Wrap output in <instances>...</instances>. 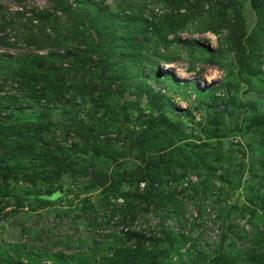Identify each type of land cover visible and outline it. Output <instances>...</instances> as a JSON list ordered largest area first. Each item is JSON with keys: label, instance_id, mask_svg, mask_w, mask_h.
I'll list each match as a JSON object with an SVG mask.
<instances>
[{"label": "rangeland", "instance_id": "1", "mask_svg": "<svg viewBox=\"0 0 264 264\" xmlns=\"http://www.w3.org/2000/svg\"><path fill=\"white\" fill-rule=\"evenodd\" d=\"M68 2L72 5V9L75 5L86 7L89 3L94 2L93 10L90 11L92 17L99 10L108 15H122L123 23L127 28L131 29L133 24L138 26L140 31L135 30L138 32L125 33L121 30V33L115 34L119 38L126 36L125 40L129 41L128 43L138 40L145 47L141 53V60L137 61L138 65L145 57L144 66L139 65L138 67L140 68V80L133 85L146 86L142 87L144 91L138 108L124 110H121V105L127 106L137 100L136 94H130L129 90H123V94L118 93V95L115 92L108 97L105 92L85 97H83L85 92L82 93L83 95L76 93V87L79 85H113L111 91L114 92L118 89V85H127L128 82L124 83V80L132 76L133 68L130 67L128 71L124 70L122 73V62L120 60L116 62L109 54V57L105 56V50L98 47L102 41L110 43L113 37L89 27L86 28L85 37L94 41L93 51L89 53L92 55L91 61H105L106 69H111L113 72L98 68L94 73V81L89 83L82 81L85 77L81 75L82 72L68 74L69 71L67 72L65 69L69 61L66 60L65 55L69 53L70 46L63 43L64 46L59 48V56L62 57L59 60V66L64 70L60 73L59 82L54 84L61 86L60 91L64 95L59 100L60 104L55 108H50L44 121L0 123V152L9 155L12 151L17 152L19 149L28 148L33 153V158L28 156V153L21 154L20 157L14 158L9 166L13 170L24 171L23 174L17 173L16 176L26 175L33 181L19 184L16 188L13 179L0 177V191H5L4 189H7L8 186L9 191L17 195L19 189H21L20 194L44 195L56 191L62 193L52 202L45 200L36 204L37 208L43 207L39 227H44L43 232L46 231V227H50L51 230L42 236L39 235L41 242H35L34 245L37 247L49 246L52 253L63 251L65 254H70L71 251L50 245L56 241H65L67 237L71 236L74 241L75 238L80 237L75 235L76 233L86 230L94 233L90 228L87 229V226L80 225L74 229L65 219H62L61 223L59 218H54L55 211H66L69 207H77L79 201L83 199L96 201L100 192L96 189L90 193L77 195L75 192L81 191L89 183L87 180L72 182L70 173L59 176L58 172L53 170L54 166L56 167V164L59 163V158L62 160L68 158V161L74 163L75 166L71 168L74 171L80 172L79 168L87 167L89 171H96L98 174L107 175L112 179L115 178V170L118 173L119 166H121L120 171L125 172L128 168L141 165L143 156L138 152L140 143L128 140L126 137L133 132L142 131L141 124L149 119V110L159 109V107L163 110L165 109L163 104L166 102L171 104L172 111L165 116L171 120L172 125L179 128V135L186 146L183 151L185 153L180 158H176L178 161L175 166L180 164L178 169H181L180 166L186 159L193 163L196 156H200L202 161L216 165L217 163L212 158L205 157L204 148L201 145L202 143L216 145L217 141H222L221 151L227 155L225 158L227 162L222 168L235 174L240 180V185L237 190H228V186L224 187L221 196H224L228 207L238 208L237 211L232 212L230 219L238 225L241 233H247V237L253 238L252 241L256 239L255 244L261 243L259 245L261 249L251 257V264H264V209L260 208L261 204L264 206V164L262 158L264 155V146L262 145L264 142V60L262 59L264 48L263 51H259L260 47L258 46L255 52V55L261 58L263 63L258 68H239L240 62L236 56L237 50H239L238 43L241 44L240 47H245L243 45H246L247 40H252L257 34H261L258 30L264 29V0H226L225 5L223 3V17L227 21L228 28L216 29L215 32L206 28L208 22L213 21L210 18H215L212 14L207 17L206 10L190 13L186 11L187 6L184 2L175 5L166 0H68ZM0 7L3 10L2 13H7L8 10H21L20 8L33 9L36 13H52L55 10L51 0H23L22 2L0 0ZM207 7L205 6L204 9ZM174 9H179V11L173 14ZM57 15L59 16V14ZM170 15H177V17ZM181 15L183 17L179 18ZM165 17L166 20H164ZM70 31H73L72 27ZM165 34H167L166 41L171 45L164 49L162 45L159 46L161 44L159 39ZM225 35L230 37L227 41L224 39ZM76 38L81 39L80 37ZM134 44L135 42L132 43V46ZM72 45L77 46L79 43ZM78 49L79 51L76 52L79 54L87 51L85 46ZM18 51V49H0L1 53L15 54ZM30 54L34 55V59L39 62L41 60L39 55L44 56L46 52L32 50ZM164 59H169V61H164ZM165 76H170V79H166ZM49 85H53V83ZM219 85H225L230 90L226 93L234 100L231 102L221 101L215 109H208V99L199 94L198 90L211 91ZM97 88L100 87H91V89ZM147 90L151 92L148 97ZM221 91H214L215 97L226 99L227 94ZM149 97L152 99L149 100ZM66 101H68L67 104ZM30 106L38 109V106ZM26 107L25 104H21L14 109H26ZM139 108L143 111L142 113L137 111ZM89 110L90 115L88 114ZM12 116L16 117L17 114H12ZM153 117L155 121L161 120V114H157V111ZM74 121L81 122L82 128L78 129L72 126ZM215 129H220V134L224 138L222 140L214 138L209 141L207 135H211ZM154 131L159 136H155L157 139H154L148 147L150 151L152 147L155 157H161L162 160L168 161L165 155L170 152L178 153L180 147L176 142L178 137L172 136L173 130H168L167 127H159ZM25 139H30L31 146L22 143ZM105 139H111V142L106 144ZM32 147L35 148L32 149ZM113 151H117L118 154H114ZM230 152L232 155L228 156ZM121 153L124 156H120ZM155 157L150 161L153 162ZM199 166V175L211 180L214 168H209L210 171L205 172L201 169L202 165ZM171 174L173 171H169V174L167 171L161 174L157 173L156 178L168 181L171 179ZM180 174H185V178L192 182H196L198 177L191 175L188 171L175 173V175ZM215 175L217 177L226 176L222 171L216 172ZM133 178L136 180L135 176ZM129 186L133 187L132 184ZM123 187L127 188L128 186L124 185ZM137 187L142 189L143 183ZM217 187H221L219 182ZM68 190L74 192L66 193ZM30 201L32 202V200ZM30 201L21 203L27 206L33 205ZM12 205L10 204L9 208L0 205V209L4 208V213H9L13 208ZM247 207L261 211L262 217L255 215L252 224H249L247 220H251V212L243 211ZM206 211L207 214L202 213L205 221L203 227L195 226L193 228L195 236H199L203 230L210 231L211 221L208 219L210 211ZM186 212H188V216L196 215L191 205H187ZM19 213L17 216L19 219L15 223L14 217L4 219L0 215V260L3 259V256H13L10 248L14 246H29L27 231L23 233L21 229L23 227L31 229L30 221H22L23 217L30 212L26 208ZM35 214L34 219L32 218L33 222L37 219ZM175 227H177L176 230L184 228L185 224L182 223ZM188 228L187 226V230ZM212 228L213 232L208 234L211 237L216 231L214 227ZM116 229L120 228L103 227L96 232H114ZM31 233H33L32 229ZM37 235L34 234L32 238H36ZM26 263L24 262V264Z\"/></svg>", "mask_w": 264, "mask_h": 264}, {"label": "trees", "instance_id": "2", "mask_svg": "<svg viewBox=\"0 0 264 264\" xmlns=\"http://www.w3.org/2000/svg\"><path fill=\"white\" fill-rule=\"evenodd\" d=\"M14 1L22 2L23 0ZM166 1L173 5L184 2L187 6L186 11L190 13L206 10L207 17L212 14L215 18H210L213 21L208 22L206 27L211 32H215L216 29L220 28H228L227 21L223 17V3L225 5L226 0ZM93 3H89L86 7L75 5L72 9V5L69 4L68 0H51V4L55 6L52 13H36L33 9L27 10L25 8L16 11L8 10L7 13H2L3 10L0 7V49L19 50L15 54L0 52V123L44 121L50 108H55L56 105L60 104L59 100L64 95L60 91L61 86L54 84L59 82L60 73L64 70L63 67L59 66V60L62 58L59 56V48L64 46L63 43L70 46L69 53L65 55L66 60L69 61L65 69L67 72L69 71L68 74L70 72H74L73 74L82 72L81 75L85 76L82 81L89 83L94 81V73L98 68L111 71V69H106L105 61H91L92 55L89 53L93 51L94 41L85 37L86 28L89 27L113 37L110 43L102 41L98 47L105 50V56L109 57V54L116 62L118 60L122 62V73H124V70L128 71L130 67L133 68L132 76L124 80V83L128 82L127 85H118L119 90L117 89L114 92L111 91L113 85H79L76 87V93L83 95L82 93L85 92L83 95L85 97L105 92L106 97H108L115 92L118 95V93L123 94V90H129L130 94H136L137 100L127 106L121 105V110L138 108L144 91L142 87L146 85L133 84L140 80V68L138 67L139 65L144 66L145 57L138 65L137 61L141 60V53L145 47L138 40L128 43L129 41L125 40L127 39L126 36L119 38L115 33H121V30L129 33V31H140V29L134 24L131 25V29L127 28L123 23L124 17L122 15H108L98 10L96 15L92 17L90 11L93 10L95 4ZM205 6H208L207 9H204ZM178 11L179 9H174L172 12L176 14ZM170 16L177 17V15ZM164 20H166V17ZM71 27L73 31H70ZM258 31L261 34H257L252 40H247L246 45H243L245 47H240L241 44L238 43L239 50H237L236 56L240 62L239 68H258L263 65L264 55L262 59L255 55L258 46L260 47L259 51H263L264 48V29ZM166 36L167 34L159 39L161 43L159 46L162 45L164 49L171 45L170 42L166 41ZM229 38L228 35L224 36L226 41ZM133 42H135L134 46H132ZM77 43L79 45H72ZM81 46H85L87 51L79 54L76 51H79L78 48ZM32 50L46 52V54L44 56L39 55L41 60L38 62L34 59V55L31 56ZM164 61H169V59H164ZM165 78L170 79V76H165ZM52 83L53 85H49ZM93 86L100 88L91 89ZM218 90H222L223 93L230 91L225 85H219L211 91L198 90L199 94L208 99V109H215L221 101L231 102V100H234L227 93L226 99L219 96L215 97L214 91ZM149 95H151L150 91H148L147 97ZM151 99L152 97H149V100ZM67 103L68 101H66ZM21 104H25L26 109H14ZM30 105L38 106L39 110ZM163 105L165 106L163 110L161 107L149 110V119L141 124L142 131L133 132L126 137L128 140L140 143L138 152L139 155L142 154L143 156L141 165L128 168L125 172L120 171L121 166H119L118 173L115 170V178L112 179L107 175L98 174L96 171H89L87 167L79 168L80 172L74 171L71 168L75 164L68 161V158L63 160L59 158V163H54L56 167L54 166L53 170L57 171L59 176L70 173L72 182L87 180L89 185L81 191H76L77 195L90 193L96 189L100 191L96 201L83 199L79 201L77 207H69L66 211H55L54 213V218H59L60 222L65 219L70 223L71 228L76 229L78 226L83 225L94 232L92 234L90 230H86L85 232L76 233L75 235L80 237L75 238L74 241L73 236H71L70 238L67 237L65 241H56L50 245L51 247L59 246L60 249H66L72 253L65 254L63 251L52 253L49 246L37 247L34 245L35 242H41L39 235L42 236L51 230L50 227H46V231L43 232L44 227H39L43 207L37 208L36 204L45 200L52 202L59 198L58 191L44 195H31L20 194L21 189H19L17 195L12 194L8 186L7 189H4L5 191H0V205L9 208L11 207L10 204H13L12 206L15 208H12L9 213H4L5 209L2 208V210L0 209V215L4 219L14 217L15 223L19 219L17 218L19 212L28 208V212H30L28 215L30 216H24L22 221H30L33 231L31 233L30 228L25 229L26 227H23L21 231L23 233L27 231L29 246L9 247L13 256H3L0 264H24V262H27L26 264H251V257L261 249L259 246L261 243L259 245L255 244L256 239L252 241L253 238L247 237V233H241L238 225L230 219L232 212L237 211L238 208L228 207L224 196H221L224 187L228 186V190H237L240 185V180L235 174L222 168L227 162L225 159L227 155L221 151L222 141H217L216 145H209V143H202L201 145L204 148L203 154L205 157L212 158L217 163L216 165L202 161L200 156H196L193 163L188 162L186 159L181 164V169H178L180 164L175 166L178 161L176 158H180L185 153L183 151H185L186 146L179 135V128L172 125L171 120H168L165 116V114L172 111L171 104L164 102ZM137 111L143 112L140 108ZM156 111L157 114H161L160 121L153 119V114ZM12 114H17V116L13 117ZM88 114L90 115V110ZM259 116L261 117L260 113ZM71 125L78 129L82 128L81 122L74 121ZM159 127H167L168 130H173L172 136L178 137L176 139L178 146H180L178 153L170 152L165 155L168 161L162 160L161 157H155L152 147L151 151L148 147L154 139H157L155 136H159L154 131ZM220 131V129H215L211 135H207V139L209 141L214 138L222 140L224 137L220 134ZM104 141L108 144L111 139H105ZM22 143L30 145L31 141L25 139ZM40 145L43 146V144ZM262 145L264 146V142ZM113 152L116 155L118 154L117 151ZM21 154H27L33 158V153L28 148L19 149L17 152L12 151L9 155L0 152V177L13 179L16 188L19 184L33 181L26 175L16 176L17 173L23 174L24 171L21 169L13 170L9 167L11 161L16 157H20ZM124 154L119 155L124 156ZM229 155L231 156L232 153H228ZM153 157H155V160L151 162L150 159H153ZM262 158L264 164V155ZM54 162L56 161L54 160ZM199 165H202L201 169L205 172H209V168H214L211 180L199 175ZM165 171L168 174L169 171H173L170 180L165 181L156 178L157 173L161 174ZM182 171H188L194 176L197 175L196 182L186 179L185 174L175 175V173ZM218 171H222L226 176L217 177L215 173ZM218 182L220 188L217 187ZM141 183H143L142 189L137 187ZM214 183H217V185H214ZM129 184H132L133 187H130ZM124 185L128 187L125 188ZM73 192L72 190L66 191V193ZM26 201H30L34 206L21 203ZM187 205L193 207L196 213L195 216L193 214L188 216V212H186ZM260 208L263 210L264 206L261 204ZM206 210L210 211L208 213V219L211 221L210 231L208 229L203 230L199 236H195L193 228L195 226L203 227L205 221L202 213L207 214ZM243 211L251 212V220H247L249 224H252L255 215L262 217L261 211L253 209V207L244 208ZM34 213H36L37 219L33 222ZM182 223L185 224V227L176 230L177 227L175 226L182 225ZM187 226L189 227L188 230ZM103 227L120 229H116L114 232H96V230ZM212 227L216 229L213 237L208 235L213 232ZM34 234H38L36 238H32ZM239 242H242V244H239Z\"/></svg>", "mask_w": 264, "mask_h": 264}, {"label": "water", "instance_id": "3", "mask_svg": "<svg viewBox=\"0 0 264 264\" xmlns=\"http://www.w3.org/2000/svg\"><path fill=\"white\" fill-rule=\"evenodd\" d=\"M61 194H62V193H61L60 191H58L57 195H58V196H61Z\"/></svg>", "mask_w": 264, "mask_h": 264}]
</instances>
